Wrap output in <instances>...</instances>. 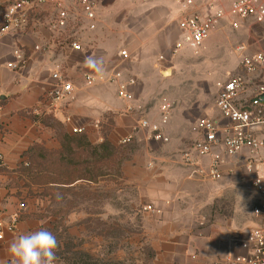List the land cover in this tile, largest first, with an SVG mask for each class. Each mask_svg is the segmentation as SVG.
<instances>
[{"label": "crops", "instance_id": "obj_1", "mask_svg": "<svg viewBox=\"0 0 264 264\" xmlns=\"http://www.w3.org/2000/svg\"><path fill=\"white\" fill-rule=\"evenodd\" d=\"M13 1L0 0V26L5 11L2 6ZM159 1H154L158 13L166 12L162 3L173 6V0ZM42 9L54 12L52 7ZM39 11L31 16L28 27L0 35V147L6 162V168L0 172V215L8 217L17 210L19 203L26 205L15 231H7L4 240L0 241V264H12L13 257L8 249L13 240L41 228L58 234L60 226H65L64 236L83 239L86 242L83 251L90 254L91 236H96L92 240L98 243L100 236H108V207L106 202L101 207V199L95 207L93 197L98 195L103 199L108 191H112L121 200L124 186L135 195L134 200H129V208L140 218L139 228L132 235L141 236L140 242L132 245L144 248L147 264H228L227 258L232 251L242 253L240 240L252 230L251 212L248 216L245 211L236 216L233 210L212 216V207L221 194L233 192L231 186H224L229 175L241 172L247 178L243 167L230 161L224 167V177L217 181L221 182L219 188L199 175H192L194 166L184 159V154L190 151L198 137L193 130L194 124L204 115L198 117V109L192 110L185 105L175 107L165 127L170 139L168 143L154 141L149 130L135 131L142 119L152 123L160 121L161 106L173 99L170 85L174 68L170 76L162 80L154 72L131 69L130 77L136 80V85L130 87L134 100H123L118 96L116 84L110 81L115 71L107 70L99 63L103 72L97 73L85 64V57L78 70L76 62L80 55L86 54L85 49L83 52L71 50L63 39L53 34L49 24L44 25ZM154 31L144 43L123 46L131 57L124 60L121 49L120 59L147 64L153 71L154 52L158 46ZM240 31L247 40L246 54L264 49V27L247 23ZM178 32L180 34L179 29ZM162 35L166 38L167 32L163 31ZM209 41L210 36L204 49ZM36 46L45 49L36 50ZM16 48L25 53V62L18 70H12L8 64L15 61ZM96 58L101 61L102 55L98 54ZM58 65L65 78L74 85V92L72 99L52 102L49 92L55 86L52 75ZM87 76L102 79L88 86ZM67 117L71 118V123H66ZM208 117L227 122L217 108ZM96 122H100L98 128ZM75 126L87 128L83 137L71 133V127ZM132 133V148L124 157L119 140ZM74 141L87 145L83 148L87 152L97 149L98 158L107 154L106 148H101L102 144H107L110 152L118 149L119 167L112 170L98 162L94 179L59 181L63 170L60 162L80 150ZM34 147L40 150L35 152V178L32 180L27 164L28 153ZM44 152H52L50 159L44 158ZM116 155L114 152V160ZM57 193L63 199L57 200ZM150 205L162 210V214L145 211L144 208ZM119 213L122 214V210ZM96 224L97 230L92 228Z\"/></svg>", "mask_w": 264, "mask_h": 264}, {"label": "built area", "instance_id": "obj_2", "mask_svg": "<svg viewBox=\"0 0 264 264\" xmlns=\"http://www.w3.org/2000/svg\"><path fill=\"white\" fill-rule=\"evenodd\" d=\"M70 0H14L7 6L2 15L0 35L16 32L29 26L31 16L44 7H52L54 15L49 27L58 39H63L75 52L84 50V38L73 30L75 16L68 5ZM80 8V17L84 28L93 32L98 27L95 0H72ZM180 14L178 29L179 39L175 51L189 48L198 53L213 31L229 24L234 31H239L245 24L253 23L264 27V0H211L198 6L196 0H173ZM241 56L239 71L217 83L218 97L216 108L227 122L214 117H201L193 127L198 134L189 152L184 154L185 161L194 166L192 175H199L203 180L217 182L224 177V167L234 161L236 166L243 167L251 185V191L257 199L252 208V215L257 220L255 227L240 240L242 253L231 252L228 264H264V49L246 54L248 46L236 47ZM36 46V50H44ZM124 60L130 59L126 49L120 53ZM15 61L8 64L12 70H18L25 62V53L21 48L14 51ZM55 86L49 92L52 102L73 98L74 85L65 78L58 65L52 75ZM102 77L87 76L86 84L94 85ZM118 88L119 98L133 101L130 87L136 84L134 78H126L123 73L114 72L110 79ZM254 81H259L255 84ZM132 109V108H130ZM174 104L165 102L161 108L160 121L152 123L147 119L139 121L135 131L149 130L156 142L168 143L169 137L165 127L171 119ZM71 123V118H66ZM100 122L95 123L98 128ZM87 132L84 126L71 127L73 135ZM134 134L119 140V145L132 143ZM205 163H204V162ZM203 162V163H202ZM6 168L4 154L0 147V172ZM24 202L19 203L17 210L8 217L0 215V241L6 232H14L22 212ZM156 214L162 210L150 205L144 208Z\"/></svg>", "mask_w": 264, "mask_h": 264}, {"label": "rangeland", "instance_id": "obj_3", "mask_svg": "<svg viewBox=\"0 0 264 264\" xmlns=\"http://www.w3.org/2000/svg\"><path fill=\"white\" fill-rule=\"evenodd\" d=\"M154 1L95 0L98 27L93 32H88L84 28L80 17V8L72 0L68 1L75 16L73 30L83 36L86 53L84 56H79L76 62L77 69L81 70L84 57L89 56L95 58L98 64L101 63V66L104 64L107 70L122 72L125 79L131 78V69L140 68L145 72H154L162 80L164 77H169L171 69L174 68V79L170 85L171 89L173 88L171 102H173L174 108L178 105H185L192 110L198 109V117L212 116L216 111L219 92L217 83L225 80L229 74L238 73L242 58L236 52V47L245 44L247 40L240 30L234 31L227 24H223L210 35L207 49L202 48L196 53L189 48H184L176 52L175 44L179 39L178 21L180 19L177 7L174 3L173 6H170L169 3H162L166 12L161 14L155 10ZM208 1L211 0H196L198 6H203ZM8 5H3L2 11ZM39 12L44 25L49 24L54 12L43 11V9ZM153 29L158 45L154 52L153 71L147 64H137V61L123 62L119 57L123 46H132L135 42H146L148 38H151ZM163 31L167 32L166 38L162 35ZM170 38L172 39L170 40ZM98 54L102 55L101 61L96 58ZM144 59L146 61V55ZM254 83L257 84L259 81H254ZM131 148V143L122 145V156L125 157ZM115 167H119V159H115L107 165L108 169L112 168L113 170ZM58 180L61 181V177ZM204 180L210 185H218L220 188L221 182ZM224 182V186H231L233 192L223 193L217 197L212 207V216L217 213L224 215L223 213H230L233 210L236 216H241L244 211L245 215H249L257 199L251 191L249 179L243 177L239 172L237 175H229V178ZM123 189L121 200L112 191H108L103 199L98 195L93 197L95 207H98L99 199H101V207L105 202L108 207L106 224L108 236H100L99 243L92 240L96 236H91L90 254L83 251L86 243L83 239L64 236L65 226H60L61 235H58L60 233L54 234L59 243L56 264H147V257L143 255L146 254L144 248L139 249L133 246L139 243L141 238V236H132L137 232L140 224V218L135 210L129 208V200H134L136 197L126 190L125 186ZM109 205H113V207L109 208ZM120 210H122V214L119 213ZM250 221L253 229L257 220L252 213ZM100 227L103 228L102 225ZM92 228L97 230L98 225H93ZM77 253L87 256L81 257L76 255Z\"/></svg>", "mask_w": 264, "mask_h": 264}, {"label": "clouds", "instance_id": "obj_4", "mask_svg": "<svg viewBox=\"0 0 264 264\" xmlns=\"http://www.w3.org/2000/svg\"><path fill=\"white\" fill-rule=\"evenodd\" d=\"M85 64L102 73L103 68L93 57H86ZM56 199L61 200V194H56ZM59 247L56 236L47 229H39L22 234L9 245V253L13 257L12 264H56L57 250Z\"/></svg>", "mask_w": 264, "mask_h": 264}, {"label": "trees", "instance_id": "obj_5", "mask_svg": "<svg viewBox=\"0 0 264 264\" xmlns=\"http://www.w3.org/2000/svg\"><path fill=\"white\" fill-rule=\"evenodd\" d=\"M2 28V25L0 26V30ZM64 137H69L68 134H63ZM83 137V136H79ZM75 142V147L80 148V150L75 151L73 154H69L70 157L68 159L64 160L63 162H60V166L63 168V174H61V182H72L76 179H94L93 174L96 172L98 168V162L101 164H106L110 163L111 161H114V152H116V159H119V150H114L113 151H108L109 146L107 144H102L101 148H106L107 154L105 156L101 155L100 158L97 156V149H93L89 152L87 150H83V148L88 147L87 145H84L82 141H74ZM83 145V146H82ZM108 147V148H107ZM37 147L32 148L28 154L29 155V162L27 164V170H28V175L32 176V180H34V169H35V152L38 151ZM106 152V151H105ZM44 158L50 159L52 152H44ZM70 153V152H69ZM112 153V155L110 154ZM72 155V156H71ZM88 158H91L89 160ZM106 159V160H104ZM58 161V160H57ZM70 171L69 173H67ZM59 177V178H60ZM76 255L78 256H87L83 255L81 253H77Z\"/></svg>", "mask_w": 264, "mask_h": 264}]
</instances>
